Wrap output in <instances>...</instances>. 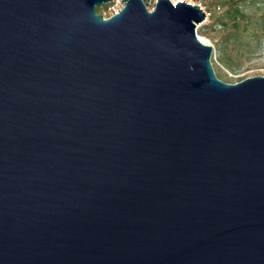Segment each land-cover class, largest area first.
<instances>
[{"label":"water","instance_id":"95a60500","mask_svg":"<svg viewBox=\"0 0 264 264\" xmlns=\"http://www.w3.org/2000/svg\"><path fill=\"white\" fill-rule=\"evenodd\" d=\"M111 2L0 0V264H264V77Z\"/></svg>","mask_w":264,"mask_h":264},{"label":"rangeland","instance_id":"374dc122","mask_svg":"<svg viewBox=\"0 0 264 264\" xmlns=\"http://www.w3.org/2000/svg\"><path fill=\"white\" fill-rule=\"evenodd\" d=\"M177 3L180 0H170ZM149 11L155 3L143 0ZM199 6L207 20L197 25L196 34L212 47L211 64L218 79L235 84L264 77V0H184ZM108 6L106 9L105 7ZM97 13L109 18V4ZM234 9L240 15L234 17Z\"/></svg>","mask_w":264,"mask_h":264},{"label":"built area","instance_id":"2783aa9c","mask_svg":"<svg viewBox=\"0 0 264 264\" xmlns=\"http://www.w3.org/2000/svg\"><path fill=\"white\" fill-rule=\"evenodd\" d=\"M123 0H112V2L109 4V7L111 9V14H110V17L117 14L120 9L122 8L123 6V3H122ZM151 2L153 1L154 3H156L157 0H150ZM182 2H184V0H180ZM187 3V2H185ZM207 20V16H206V19L205 21Z\"/></svg>","mask_w":264,"mask_h":264},{"label":"trees","instance_id":"16d2710c","mask_svg":"<svg viewBox=\"0 0 264 264\" xmlns=\"http://www.w3.org/2000/svg\"><path fill=\"white\" fill-rule=\"evenodd\" d=\"M105 8L107 9L108 6H106ZM233 14H234V17H238L241 13H240L239 9H234Z\"/></svg>","mask_w":264,"mask_h":264},{"label":"bare ground","instance_id":"6f19581e","mask_svg":"<svg viewBox=\"0 0 264 264\" xmlns=\"http://www.w3.org/2000/svg\"><path fill=\"white\" fill-rule=\"evenodd\" d=\"M204 44H206L201 38H199Z\"/></svg>","mask_w":264,"mask_h":264}]
</instances>
